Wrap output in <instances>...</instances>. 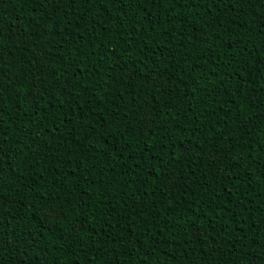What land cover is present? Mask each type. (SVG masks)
Returning a JSON list of instances; mask_svg holds the SVG:
<instances>
[{"label":"trees","instance_id":"trees-1","mask_svg":"<svg viewBox=\"0 0 264 264\" xmlns=\"http://www.w3.org/2000/svg\"><path fill=\"white\" fill-rule=\"evenodd\" d=\"M41 48L49 55L34 64ZM258 53L264 0H0V78L30 87L39 77L46 89L25 105L4 101L0 264H264ZM85 99V117L99 110L110 129L127 131L94 136L82 153L66 131ZM145 110L154 124L141 123ZM170 135L195 146L172 187ZM160 160L159 171L149 168ZM205 223L210 238L192 234ZM26 237L24 251L11 243Z\"/></svg>","mask_w":264,"mask_h":264},{"label":"snow or ice","instance_id":"snow-or-ice-1","mask_svg":"<svg viewBox=\"0 0 264 264\" xmlns=\"http://www.w3.org/2000/svg\"><path fill=\"white\" fill-rule=\"evenodd\" d=\"M55 2H63V0H55ZM72 3H75L76 0H71ZM87 2L91 3L92 0H87ZM102 2V0H101ZM121 0H111L112 4H117L120 3ZM153 2H155V0H153ZM177 3H182L185 2V0H176ZM209 3L211 4L213 7H215L217 4H221L224 6H228V5H234L235 3H242V0H196V4L197 5H201L203 3ZM234 11V7L229 9ZM119 11V10H118ZM179 16V14H177ZM50 23V21H45V24ZM43 31V29H42ZM49 34L52 37H55L56 35V31L55 28H52L49 30ZM52 41L49 40L48 43H51ZM130 42V41H129ZM201 43H203V41H201ZM49 55V50L47 48H41L40 52L34 57V64H40L42 65V63L45 61L46 57ZM261 55V63L264 64V54H259ZM0 59H2V55H0ZM147 59V57H146ZM137 61L133 60L132 61V66H129V73H132L135 71L134 65ZM153 63H155V61H153ZM211 73H207L204 71L200 72V77L202 78L204 75H210ZM227 75V74H226ZM161 79L162 83H166V81L163 80L162 77H158ZM241 83H238L236 85V88L238 90H242L245 87V83L243 82V78L241 77ZM43 81L37 77L33 80L29 81V84L31 85L30 87L28 86H22L21 82L19 79L15 80V81H10L8 83H5L4 79L0 78V173H2L3 171V161L5 159V156L7 154V152L10 150L8 148H6L5 146L8 144L7 139L5 138L7 136V133L5 131H3V125H4V120L5 117L8 115L5 111H4V101L5 99L9 96L12 95L14 97H16V104H20V105H25L26 104V100L24 99L25 97H32L33 101H38L40 99H43V95H44V91H46V89L43 88ZM221 84H223V80H221L220 82ZM15 86V90L12 91V89ZM153 87L159 88L161 87V84H153ZM95 90V88H93V91ZM69 95H71V92L68 93ZM241 95H243V92L241 91ZM74 104L76 105H80V99L74 97L73 101ZM92 103V101L90 99H85L84 100V105L80 106V115L78 116V121L79 123L73 124V122L71 120L67 121L68 125H71V127L67 128L66 131V136L68 138V140H72L75 139L76 143L79 145L81 152L83 153L85 149L92 151L94 150V136L99 138V139H106L104 133H108V135H112L115 136L118 132L121 135V137L125 134V132L127 130H125V132H121L119 128H111L110 129V122L108 120L105 119L104 116L101 115L99 110H93V109H89L87 117L84 116V106L90 105ZM13 107H15V104L13 105ZM47 108V105L45 106V110ZM63 108V104L60 105V109ZM58 109V111L60 110ZM25 109L22 107L21 111H24ZM33 111L35 112L36 115H39V111H36L35 109H33ZM19 114V113H18ZM86 120H92L93 123L89 124L86 122ZM116 117L115 114L113 113L112 115V121L111 123H115ZM246 120H242V123H246ZM141 123L148 125V124H154L155 123V119L151 114L150 110H145L144 111V116H143V120L141 121ZM91 129V130H89ZM98 129H103V132H99ZM57 132H61V129L59 127L56 128ZM77 137H79V139H77ZM65 142V146H66ZM125 144V148L124 150H127V147L129 146L127 144V142H124ZM165 148H169L171 151V156H168V153L165 152V157H167L170 161L169 164V168L165 170L164 172V176L165 179H167L169 181V187H172L174 185L175 180L178 179L177 177V172L179 171V162L183 159V160H188L191 159L193 156V148L195 146L188 144L187 146L184 144V142L182 140L179 139V136H169L168 138V142L164 145ZM218 147V146H217ZM118 154H121L119 149L117 150ZM141 152L143 153V149H141ZM211 154V153H210ZM69 156H71V153H68ZM94 158V157H93ZM172 161H175V171H172L171 168L173 167L172 165ZM70 162V161H69ZM164 161L160 160L157 162L156 165H150L149 168H155L157 171H159V164H162ZM170 172V174H169ZM157 180L160 179V175H157L156 177ZM170 203V201H169ZM56 212L57 215H62V211L61 210H53ZM47 218V216L45 217V219ZM65 219H67V217H64ZM129 219H131V216L128 217ZM73 224H75V221H73ZM254 226V225H253ZM190 227L193 228V235L198 236V237H209L210 238V233L206 231L208 225L207 223H205L202 227L205 230H201V226H191ZM77 229L82 228V225H76ZM153 236L155 235L154 233L152 234ZM217 235H219V233H217ZM246 238V237H245ZM162 242V241H161ZM12 244L16 245L21 251L25 250V246H31L28 243V239L27 237L23 240L18 242L17 240H12L11 241Z\"/></svg>","mask_w":264,"mask_h":264}]
</instances>
